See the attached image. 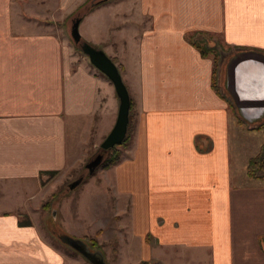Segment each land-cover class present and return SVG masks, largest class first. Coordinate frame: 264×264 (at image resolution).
<instances>
[{"label":"crops","instance_id":"1","mask_svg":"<svg viewBox=\"0 0 264 264\" xmlns=\"http://www.w3.org/2000/svg\"><path fill=\"white\" fill-rule=\"evenodd\" d=\"M88 1L0 0V264H68L31 222L52 194L41 176L81 162L115 124L112 84L67 38ZM79 18L134 103L131 140L106 171L129 198L142 263L264 264V180L246 172L264 131L237 121L264 117V0H103ZM192 34L242 49L219 65V94Z\"/></svg>","mask_w":264,"mask_h":264},{"label":"rangeland","instance_id":"2","mask_svg":"<svg viewBox=\"0 0 264 264\" xmlns=\"http://www.w3.org/2000/svg\"><path fill=\"white\" fill-rule=\"evenodd\" d=\"M96 5V0H89L76 18ZM67 38L73 47V55L76 59L83 60L88 67L95 70L88 58L73 43L71 36L68 35ZM212 40L214 43L211 45H217L219 50L226 51L227 47L220 38ZM95 48L99 49L97 46ZM95 71L103 76L97 70ZM262 121V131H264V117ZM241 125L248 127L247 129L255 126L245 122H242ZM258 137L262 138L264 134ZM94 145L96 148H93ZM99 147L100 145L95 139H90L84 150V155L87 153L88 157L82 158L81 162L61 174L41 176L42 181H53L49 192L52 194H48L40 201L43 204L49 201L50 205L47 212L42 209L34 211L35 218H32L31 222L34 221L38 226L43 239L48 244L66 256L68 264L90 263L59 240V237L65 235L82 240L92 252L97 250L102 252L106 264H142L138 240L128 233L129 198L118 200L115 197L113 180L108 171L98 168L92 176H89L85 169L87 163L99 152L101 153ZM119 149L123 153L124 149ZM80 177H83V182L75 189L69 190L68 187ZM90 239L97 241L98 248L91 247ZM146 264L152 263L147 262Z\"/></svg>","mask_w":264,"mask_h":264},{"label":"water","instance_id":"3","mask_svg":"<svg viewBox=\"0 0 264 264\" xmlns=\"http://www.w3.org/2000/svg\"><path fill=\"white\" fill-rule=\"evenodd\" d=\"M97 4L103 0H96ZM80 23V18H76L72 22L70 29V36L75 45H77L80 51L88 58L91 66L96 69L100 74H102L113 86L116 97L119 102L117 118L114 126L112 127L109 134L100 144L101 151H107L115 146L121 145L124 141L127 133V128L129 124V112H130V97L127 91L126 86L124 85L121 75L112 62V60L102 51L99 50L89 43L84 42L79 34L78 26ZM262 117L257 119H248L244 118L249 122L260 121ZM103 160L102 153L97 154L92 160H90L85 169L90 175L98 169ZM83 182V177L78 178L74 181L68 188L73 190L78 187ZM59 240L66 246L70 247L78 254H80L88 263L90 264H106L105 258L102 252L100 251H90L88 246L80 239H75L69 236H61Z\"/></svg>","mask_w":264,"mask_h":264},{"label":"trees","instance_id":"4","mask_svg":"<svg viewBox=\"0 0 264 264\" xmlns=\"http://www.w3.org/2000/svg\"><path fill=\"white\" fill-rule=\"evenodd\" d=\"M89 11H90V9H89ZM187 40L194 48H196L199 51L201 57H203V58L211 57L212 58V60H213L212 88L217 94H219V92H218L219 88H218L217 83H216L219 65L223 64L225 66L227 64L228 60L230 58H232L233 56H235L236 54L242 52V51H239L242 49H235V50L230 51V52H227L225 50H219L217 45H214V46L211 45V42H210L211 39L210 38H207L202 34H199L198 36H196L195 34H192V35L188 36ZM112 62L114 64L116 63L115 60H112ZM116 67H117V69L121 75V73L123 72V68L119 65H117ZM220 97H222L226 101V103L230 109L233 108V103L230 101V99L226 95H220ZM133 109H134V103L130 99L129 124H128V128H127L126 137H125L124 141L121 143V145L115 146V147H113L107 151H101L100 150L102 155H103V160H102L101 165L98 168H103L104 170H107V169L117 165L120 162L122 152L119 148L125 149L129 143V141L131 140V136H132L133 126H132L130 113L132 112ZM262 120H263V118L261 119V121ZM237 121L239 124L244 122L239 117H237ZM261 121L258 125L252 127L249 130L250 131H262L263 121L262 122ZM246 172H247V175L249 178L260 180V181L264 180V145L262 147V151L260 152V154L257 157L250 159L248 161L247 167H246ZM46 175H49V176L55 175V173L50 172V173H46ZM88 175L92 176L89 173H88ZM48 202L49 201L45 202L42 205V210L45 212H47L49 209L50 204ZM30 224L31 223L26 216L20 215V221H19L20 226H29ZM89 243H90L91 247L98 248V244H97V241L95 239H90ZM142 264H146V263H142Z\"/></svg>","mask_w":264,"mask_h":264}]
</instances>
